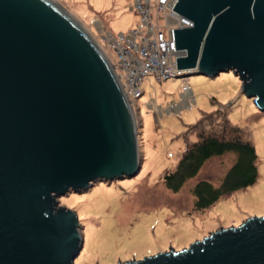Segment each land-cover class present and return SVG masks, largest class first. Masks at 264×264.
<instances>
[{"label":"water","instance_id":"95a60500","mask_svg":"<svg viewBox=\"0 0 264 264\" xmlns=\"http://www.w3.org/2000/svg\"><path fill=\"white\" fill-rule=\"evenodd\" d=\"M181 75L232 70L264 111V0H176ZM141 166L115 69L57 0H0V264H73L83 237L57 197ZM117 264H264V215Z\"/></svg>","mask_w":264,"mask_h":264},{"label":"rangeland","instance_id":"374dc122","mask_svg":"<svg viewBox=\"0 0 264 264\" xmlns=\"http://www.w3.org/2000/svg\"><path fill=\"white\" fill-rule=\"evenodd\" d=\"M57 1L113 62L114 53L103 34L116 35L139 23V14L131 9L134 0ZM184 83L191 89V105L168 109L169 104L181 102ZM140 90L137 97L128 91L138 128V172L128 178L94 181L81 192L70 190L57 197L58 205L73 209L81 224L83 244L73 264H117L171 247L179 250L215 228L264 215V111L242 93L238 76L229 69L214 75L191 72L159 80L148 72ZM218 109L227 111L234 124L250 130L256 177L198 209L192 187L200 180L218 185L235 161V153L207 158L177 191L165 186L162 173L176 167L187 128L202 113Z\"/></svg>","mask_w":264,"mask_h":264},{"label":"built area","instance_id":"2783aa9c","mask_svg":"<svg viewBox=\"0 0 264 264\" xmlns=\"http://www.w3.org/2000/svg\"><path fill=\"white\" fill-rule=\"evenodd\" d=\"M175 2L134 0L131 9L139 14V23L116 35L110 31L103 34L114 53L115 62L111 63L128 98V91L135 97L141 94L140 83L148 72L159 80L182 74L176 57L184 50L175 48L173 28L189 26L191 21L174 11ZM181 97V102L169 104L168 109L191 105L193 97L187 83L182 84Z\"/></svg>","mask_w":264,"mask_h":264},{"label":"trees","instance_id":"16d2710c","mask_svg":"<svg viewBox=\"0 0 264 264\" xmlns=\"http://www.w3.org/2000/svg\"><path fill=\"white\" fill-rule=\"evenodd\" d=\"M190 135L195 136V139H188ZM184 139L185 148L176 167L162 173L165 186L173 191H177L187 178L195 175L202 163L212 155L228 151L236 155L235 161L218 185L200 180L192 187L196 208H205L221 195L255 180V148L251 143L250 130L231 122L224 109L209 114L202 113L201 118L187 128Z\"/></svg>","mask_w":264,"mask_h":264}]
</instances>
